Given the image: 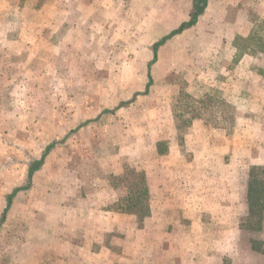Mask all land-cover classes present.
Segmentation results:
<instances>
[{
  "label": "rangeland",
  "instance_id": "374dc122",
  "mask_svg": "<svg viewBox=\"0 0 264 264\" xmlns=\"http://www.w3.org/2000/svg\"><path fill=\"white\" fill-rule=\"evenodd\" d=\"M27 1L28 7L35 4ZM88 1L84 38L60 35L52 56L42 52L47 56L40 63L23 54L24 69L0 52V216L6 196L28 187L14 197L0 226V264L32 256L35 244L46 240L42 222L56 218L55 204L81 195L98 202L105 161L134 153L139 161L152 159L149 143L175 137V128L188 136L191 124L202 121L227 128L228 137L246 138L237 128L248 124L255 149L264 146V51L258 52L264 48V0H209L199 24L161 46L154 63L152 45L188 20L193 0H169V10L162 0H108L102 7L101 0ZM112 10L116 15L106 19ZM72 11L75 26L81 25L77 3ZM95 22L114 25V33L102 36L105 43ZM236 34L247 36L236 40L249 53L241 61L240 50L232 55L227 45ZM148 71L152 83L146 90ZM50 145L29 183V167ZM166 147L158 145L159 152ZM119 186L121 196L126 184ZM257 219L264 221L255 210L250 220ZM44 227L48 233L49 225ZM252 230L241 231L244 244Z\"/></svg>",
  "mask_w": 264,
  "mask_h": 264
},
{
  "label": "crops",
  "instance_id": "0c3cea01",
  "mask_svg": "<svg viewBox=\"0 0 264 264\" xmlns=\"http://www.w3.org/2000/svg\"><path fill=\"white\" fill-rule=\"evenodd\" d=\"M106 1L101 0V7ZM51 2L46 5L43 0H35L28 7L27 0H0V52H9L10 60L17 61L22 69L26 67L22 61L28 54L31 56L28 62L34 63L46 58L47 55L41 57L42 52L52 56L60 35L77 34L84 38L87 34L91 19L88 0ZM95 2L99 4L100 0ZM75 3L81 10L78 19L82 21L77 26L72 11ZM18 5L22 6L20 10L15 9ZM162 7L169 10V0H162ZM115 15L112 10L106 12L105 18L112 19ZM107 23L105 26L96 23L101 29V43L107 41L102 38L104 34L114 33L113 23ZM237 35L233 36V42L229 39L227 43L232 55L244 49L236 45L240 38ZM243 37L247 36L240 38L244 42ZM68 43H72L71 51L75 39ZM262 51L264 48L258 49ZM23 54H27L25 59ZM247 54L243 51L239 61ZM47 59L46 63L51 64V57ZM241 83L244 85V81ZM242 98L248 99L243 95ZM175 129V137H157L149 143L147 152L154 154L152 159L139 161L134 153L105 161L101 166L104 177L98 202L90 204L81 195L52 206L57 211L56 218L42 222L49 225L50 231L47 233L44 226L40 227L46 232L44 238L40 231L46 240L35 244L32 256L19 257L18 263L264 264V221L257 219L259 229H253L256 221L250 220L253 213L248 193L251 168L261 161L254 167L264 164L263 144L258 143L260 147L255 149L256 141L248 138V124L237 128L246 138L238 134L228 137L224 132L227 128L208 126L202 121L191 124L189 137L180 136ZM239 138L242 145L238 151ZM162 143L167 145L164 154L158 149ZM125 165L140 166L144 173L148 200L145 216L119 209L120 196L112 182L122 175ZM260 217L264 220V206ZM247 218L251 222L246 224ZM247 228L254 232L244 244L241 231Z\"/></svg>",
  "mask_w": 264,
  "mask_h": 264
},
{
  "label": "trees",
  "instance_id": "16d2710c",
  "mask_svg": "<svg viewBox=\"0 0 264 264\" xmlns=\"http://www.w3.org/2000/svg\"><path fill=\"white\" fill-rule=\"evenodd\" d=\"M208 0H193L192 11L189 13V19L182 22L176 29L170 31L167 35L163 36L159 41L152 45L153 59L152 63L156 61L157 50L163 46L171 38L181 34L184 30L193 27L198 20V17L202 15L207 7ZM240 39V38H239ZM237 43V41H236ZM238 46V44H236ZM243 50L239 51L241 55ZM148 83L146 85V90L151 85L152 80L150 78L149 71L147 73ZM52 145L48 146L44 153L41 155L39 160L32 162L28 169L27 180L29 183L32 180L33 174L38 171L43 165L44 159L48 152L50 151ZM126 184L125 194L119 197L121 206L119 209L123 212L137 215L145 216L148 214V200H147V189L145 183V176L142 171H138L136 168L125 165L123 167V173L113 179L112 186L114 189L119 190L120 184ZM25 187H17L8 194L5 198V206L0 216V226L3 224L5 217L11 207L14 197L27 190ZM249 202L251 208V214L256 210L257 213H261L264 206V164L258 167L251 168V180L248 186ZM253 209V210H252ZM260 222L256 221L253 229H259Z\"/></svg>",
  "mask_w": 264,
  "mask_h": 264
}]
</instances>
